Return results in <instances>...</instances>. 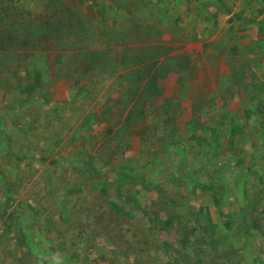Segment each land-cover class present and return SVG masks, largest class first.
Returning <instances> with one entry per match:
<instances>
[{
  "label": "rangeland",
  "instance_id": "rangeland-1",
  "mask_svg": "<svg viewBox=\"0 0 264 264\" xmlns=\"http://www.w3.org/2000/svg\"><path fill=\"white\" fill-rule=\"evenodd\" d=\"M3 1L0 31L53 32L0 38V264H264L263 0L201 73L163 27L187 0Z\"/></svg>",
  "mask_w": 264,
  "mask_h": 264
},
{
  "label": "crops",
  "instance_id": "crops-1",
  "mask_svg": "<svg viewBox=\"0 0 264 264\" xmlns=\"http://www.w3.org/2000/svg\"><path fill=\"white\" fill-rule=\"evenodd\" d=\"M142 1L143 0H135L136 5L138 6L139 5L138 2H142ZM168 1H177V0H168ZM187 1L189 2V6H190L188 9L185 6H180V5L177 6L179 7L178 11L180 12V15L173 13L174 12L173 10H175L172 9L175 7L174 5H171V7H169L168 13L171 15L174 14L175 18L180 17L181 19L177 22L176 19L175 21L173 19L171 22L169 21L167 23H164L163 27L165 26H167V28L172 27L174 29L173 32L175 33L181 32L183 30L186 34L193 35L191 43L187 45L186 48H182V53L186 57L190 58L192 60V64L197 67L204 65L207 68L208 66H212L213 64L221 65L223 63V59L221 58V56H223L222 51L226 50L227 48L229 49V47L226 45V41L223 40V35L227 32L231 34V32H235L238 31L237 29H240L239 26L240 22L236 20L238 19V17L236 16H242L248 13V17H249L251 13H253V16L259 18L261 17L259 15L260 9H258V7H261L259 5V2L261 0H249L253 2L254 6L251 9H248L247 11H244L246 10L244 7L245 0H237V1L187 0ZM255 3H257V6L255 5ZM263 6H264V0H263ZM227 7L230 8V11H228ZM141 11H143V9L140 8L139 14L141 13ZM262 11L264 13V9ZM231 17L233 18V20L231 22L229 21L227 22V20ZM164 40L165 39L163 38V41ZM170 40L171 37L168 36L166 41H170ZM172 41H174V39H172ZM159 44L161 45V43ZM167 46L169 47L170 43H167ZM172 46H174V43H172ZM204 47H206V51L204 50ZM174 54L175 51L170 53L169 55H165L161 57L160 60L169 58V56H173ZM206 55H209L210 57H206ZM84 60L87 61L89 59L84 58L82 59V62ZM156 62H158L157 64L159 66V58H155L148 60L146 63L145 62L139 63L136 66L132 67L131 70H137L138 72L140 71L139 69H143L145 65L153 66V64H155ZM199 67L197 69V73L198 72L201 73V69ZM155 69L157 70L158 68L155 67ZM150 70H151V76H149V78H153L154 76L153 73L155 71L153 70V67H150ZM98 72H104V71H97L98 77L97 78L95 77L94 80L97 81L98 84L104 83L103 85L102 84L100 85H102V87L104 86L105 90L113 88V86L111 85V83L114 82L113 79L109 77L108 74L98 73ZM205 73L208 74L207 69L205 70ZM140 76H142V73H140ZM169 80H173V84L176 82V79H174V77H172V79L168 77L167 81ZM159 82L160 79L157 80V85H159ZM172 96L173 94H171V92L168 93L167 95L166 94L164 95V97L166 98H171ZM179 96L180 95H175V97H179ZM202 97L207 98L208 96L207 95L191 96V98H202ZM146 99H151L155 101L156 106L159 104L158 101L159 97L156 95L153 94L151 96L146 95L145 100ZM139 107H143V105H139ZM158 107L159 106H157V108ZM148 108L149 105H147V109Z\"/></svg>",
  "mask_w": 264,
  "mask_h": 264
},
{
  "label": "trees",
  "instance_id": "trees-1",
  "mask_svg": "<svg viewBox=\"0 0 264 264\" xmlns=\"http://www.w3.org/2000/svg\"><path fill=\"white\" fill-rule=\"evenodd\" d=\"M1 5H2V7L0 9L5 11L11 7V1H3ZM52 32L53 31H51L49 29L48 30H46V29L40 30V31H38V33H33V34L26 32V34H21V36H22L21 39H18L15 37L16 35L13 32L6 31V29H4V30L0 31V38L5 37L6 40H8L12 44H16L15 46H17V47H20V46L38 47V46H40L41 41L47 40L49 38V36L52 34ZM28 35H30L32 37H28ZM32 38L36 39V41H38L34 45L29 41V39L33 40ZM15 42H17V43H15ZM11 47H12L11 44L9 47H7L4 44L3 40L0 39V49L1 50H5V49L8 50ZM84 171H89L91 173L95 172L94 169L91 167L90 162L77 161L75 163V172L76 173H82ZM127 180H130V182L135 184V185L142 186L144 189H149L148 184L145 183L146 181L142 176L134 174L132 169L124 168L120 172H118L117 181L121 182V181H127ZM254 223L256 224L257 222H254Z\"/></svg>",
  "mask_w": 264,
  "mask_h": 264
}]
</instances>
